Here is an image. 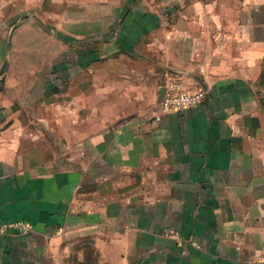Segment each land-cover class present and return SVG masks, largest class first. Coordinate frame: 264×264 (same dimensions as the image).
I'll return each mask as SVG.
<instances>
[{"label":"crops","instance_id":"obj_1","mask_svg":"<svg viewBox=\"0 0 264 264\" xmlns=\"http://www.w3.org/2000/svg\"><path fill=\"white\" fill-rule=\"evenodd\" d=\"M262 14L0 0V264H61L88 242L101 264L264 262ZM170 75L208 101L161 113Z\"/></svg>","mask_w":264,"mask_h":264},{"label":"built area","instance_id":"obj_2","mask_svg":"<svg viewBox=\"0 0 264 264\" xmlns=\"http://www.w3.org/2000/svg\"><path fill=\"white\" fill-rule=\"evenodd\" d=\"M163 95L160 98V110L164 115L180 113L204 105L209 95L206 90L189 91L178 76L170 75L166 77L162 85ZM15 229L26 233L30 226L23 222H12L4 226L3 230ZM254 264H264L257 261Z\"/></svg>","mask_w":264,"mask_h":264},{"label":"rangeland","instance_id":"obj_3","mask_svg":"<svg viewBox=\"0 0 264 264\" xmlns=\"http://www.w3.org/2000/svg\"><path fill=\"white\" fill-rule=\"evenodd\" d=\"M263 21L264 14L261 15ZM259 96L261 100V106L264 108V75L261 83L259 84ZM89 244L81 246H75L73 244L63 255L61 259V264H101L99 260V254L93 249L90 242ZM65 251V250H63Z\"/></svg>","mask_w":264,"mask_h":264},{"label":"trees","instance_id":"obj_4","mask_svg":"<svg viewBox=\"0 0 264 264\" xmlns=\"http://www.w3.org/2000/svg\"><path fill=\"white\" fill-rule=\"evenodd\" d=\"M263 67H264V66H263ZM263 75H264V68H263V71H262V73H261L260 83H261V81H262V79H263Z\"/></svg>","mask_w":264,"mask_h":264},{"label":"water","instance_id":"obj_5","mask_svg":"<svg viewBox=\"0 0 264 264\" xmlns=\"http://www.w3.org/2000/svg\"><path fill=\"white\" fill-rule=\"evenodd\" d=\"M163 95V89L161 90V96Z\"/></svg>","mask_w":264,"mask_h":264}]
</instances>
